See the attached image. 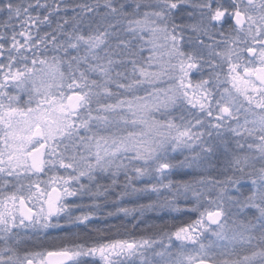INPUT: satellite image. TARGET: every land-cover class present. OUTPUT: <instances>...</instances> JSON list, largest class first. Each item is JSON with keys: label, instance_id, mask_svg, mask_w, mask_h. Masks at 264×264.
I'll list each match as a JSON object with an SVG mask.
<instances>
[{"label": "snow or ice", "instance_id": "snow-or-ice-1", "mask_svg": "<svg viewBox=\"0 0 264 264\" xmlns=\"http://www.w3.org/2000/svg\"><path fill=\"white\" fill-rule=\"evenodd\" d=\"M0 264H264V0H0Z\"/></svg>", "mask_w": 264, "mask_h": 264}, {"label": "trees", "instance_id": "trees-1", "mask_svg": "<svg viewBox=\"0 0 264 264\" xmlns=\"http://www.w3.org/2000/svg\"><path fill=\"white\" fill-rule=\"evenodd\" d=\"M174 178H182V177H174ZM141 202H143V201H141ZM109 210H112V209H109ZM157 215H160V214L150 215V222L160 223V221L157 220V218H156ZM164 219H170V217L165 216ZM108 222L111 223V224L119 225L120 223H128V220L124 219L123 217H120L119 219H116V218L110 219ZM96 226H98V225H97L96 222H94L93 224L89 225V228L96 227ZM100 226H103V225H100ZM80 231L83 232V231H86V230L85 229H81Z\"/></svg>", "mask_w": 264, "mask_h": 264}]
</instances>
